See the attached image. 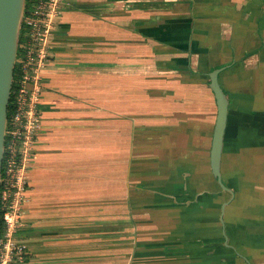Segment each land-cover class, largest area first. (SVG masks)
I'll list each match as a JSON object with an SVG mask.
<instances>
[{
    "label": "crops",
    "instance_id": "0c3cea01",
    "mask_svg": "<svg viewBox=\"0 0 264 264\" xmlns=\"http://www.w3.org/2000/svg\"><path fill=\"white\" fill-rule=\"evenodd\" d=\"M69 2L18 231L27 264H264V0Z\"/></svg>",
    "mask_w": 264,
    "mask_h": 264
},
{
    "label": "built area",
    "instance_id": "2783aa9c",
    "mask_svg": "<svg viewBox=\"0 0 264 264\" xmlns=\"http://www.w3.org/2000/svg\"><path fill=\"white\" fill-rule=\"evenodd\" d=\"M68 7L69 0L26 2L0 179V264H27L29 250L18 231L28 204L32 154L42 128L39 104L44 74L52 62L58 24Z\"/></svg>",
    "mask_w": 264,
    "mask_h": 264
},
{
    "label": "water",
    "instance_id": "95a60500",
    "mask_svg": "<svg viewBox=\"0 0 264 264\" xmlns=\"http://www.w3.org/2000/svg\"><path fill=\"white\" fill-rule=\"evenodd\" d=\"M26 2L27 0H0V179L4 161L8 108L13 89L14 70ZM219 73L220 71H216L211 76V88L218 106V117L211 152V166L215 177L223 185L221 161L228 122L229 101L220 86Z\"/></svg>",
    "mask_w": 264,
    "mask_h": 264
},
{
    "label": "trees",
    "instance_id": "16d2710c",
    "mask_svg": "<svg viewBox=\"0 0 264 264\" xmlns=\"http://www.w3.org/2000/svg\"><path fill=\"white\" fill-rule=\"evenodd\" d=\"M15 85H16V72H15V82L13 85V90L15 89ZM12 102H13V94L11 95V99H10V103H9V108H8V118L10 119V116L12 114Z\"/></svg>",
    "mask_w": 264,
    "mask_h": 264
}]
</instances>
